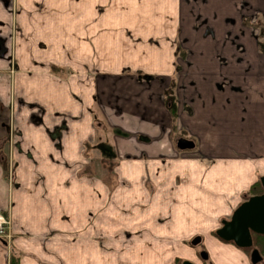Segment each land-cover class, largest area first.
Listing matches in <instances>:
<instances>
[{
    "label": "crops",
    "instance_id": "crops-1",
    "mask_svg": "<svg viewBox=\"0 0 264 264\" xmlns=\"http://www.w3.org/2000/svg\"><path fill=\"white\" fill-rule=\"evenodd\" d=\"M3 111L0 264H171L192 236L238 264L214 231L264 173V0H0Z\"/></svg>",
    "mask_w": 264,
    "mask_h": 264
},
{
    "label": "water",
    "instance_id": "water-1",
    "mask_svg": "<svg viewBox=\"0 0 264 264\" xmlns=\"http://www.w3.org/2000/svg\"><path fill=\"white\" fill-rule=\"evenodd\" d=\"M178 149H191L194 143L191 140L180 138L176 142ZM263 192L248 196L233 210L229 219H223L221 226L215 230V234L224 241L233 242L238 248H250L253 245L251 233L264 234V175L259 178ZM200 242V237L192 240L193 245ZM202 257L207 259L206 252ZM252 264L262 260L257 248H252L249 254ZM181 264H195L190 260H184Z\"/></svg>",
    "mask_w": 264,
    "mask_h": 264
},
{
    "label": "rangeland",
    "instance_id": "rangeland-1",
    "mask_svg": "<svg viewBox=\"0 0 264 264\" xmlns=\"http://www.w3.org/2000/svg\"><path fill=\"white\" fill-rule=\"evenodd\" d=\"M7 117V112L6 111H3V112H0V118L2 120H5ZM94 159H96L95 156H93ZM98 158H99V161L100 162H111L113 161V155H112V152H111V149H110V144L108 143H100V146H99V155H98ZM263 174L259 173L258 175H256V181L261 177L263 176ZM245 184V182H244ZM249 190V189H248ZM248 192V191H247ZM246 191H244V194L245 195L247 193ZM216 229V228H215ZM203 236H205V234H202ZM196 237V236H195ZM195 237H191L190 239V243L192 242V240L195 238ZM218 239V237H216ZM207 240L206 238L203 240V242L201 243L202 246H200L198 244V246H194L193 247H196L198 248L199 252H206L208 257L210 258V260L213 262V264H231L230 261H223L220 259V257L218 256L217 252H216V248L214 247H210V244H206V241ZM220 240V239H219ZM223 242V241H222ZM188 244L189 246L191 244ZM225 243V242H224ZM234 246V245H233ZM235 247V246H234ZM230 248H232V246H230ZM231 253H233V255L235 254L234 252L231 251ZM237 255V254H235ZM177 258L175 260H173L171 262V264H181L184 260H190L192 261L191 258L188 254H186V252H181L179 254H176L175 255ZM204 259V258H203ZM195 264H203V260H195L193 259ZM238 264H252L251 261H250V258H249V254L248 252L243 249V248H238Z\"/></svg>",
    "mask_w": 264,
    "mask_h": 264
},
{
    "label": "flooded vegetation",
    "instance_id": "flooded-vegetation-1",
    "mask_svg": "<svg viewBox=\"0 0 264 264\" xmlns=\"http://www.w3.org/2000/svg\"><path fill=\"white\" fill-rule=\"evenodd\" d=\"M259 180V179H258ZM263 192V191H262ZM261 192V193H262ZM258 194H260V193H258ZM253 195H255V194H253ZM248 196H251V195H243V197H242V200H241V202L242 201H244L245 199H247L248 198ZM240 202V203H241ZM239 203V204H240ZM238 206V205H237ZM232 214V213H231ZM231 214L228 216V217H225V218H223V219H229L230 218V216H231ZM223 219H221V221L223 220ZM221 221H220V224H219V226L218 227H220L221 226ZM217 229V228H216ZM215 229V230H216ZM251 235H252V242H253V245H252V247H250V248H243V249H248V254H250V251H251V249L252 248H257L258 250H259V248L257 247V246H255V243H254V236H256V235H261L260 237H261V239H263L264 240V234H258V233H254V232H252L251 233ZM214 236L215 237H218L216 234H215V231H214ZM197 237H199V236H196L195 238H197ZM195 238L193 239V240H195ZM220 239V241H223V242H225V243H231V244H234L233 242H228V241H224V240H222L221 238H219L218 237V240ZM192 244V243H191ZM200 246H202L201 245V242H199L198 243ZM198 244L197 245H194V246H198ZM193 245V244H192ZM235 245V244H234ZM236 246V245H235ZM236 248H237V250H238V247L236 246ZM259 252H260V254H261V256H262V260L260 261V262H258L257 264H264V253H262L260 250H259ZM205 253V252H204ZM203 253V254H204ZM207 254V253H206ZM208 256V255H207ZM196 260H203V264H213V262L210 260V258L209 257H207V259H203V257H202V251L201 252H199V250H198V248H196ZM192 261H194V260H192Z\"/></svg>",
    "mask_w": 264,
    "mask_h": 264
},
{
    "label": "trees",
    "instance_id": "trees-1",
    "mask_svg": "<svg viewBox=\"0 0 264 264\" xmlns=\"http://www.w3.org/2000/svg\"><path fill=\"white\" fill-rule=\"evenodd\" d=\"M167 101H169V96L167 97ZM170 111H171V114L172 116L175 118L176 117V109H175V106L173 104H171L170 106ZM263 191L262 187H261V184H260V181L257 180L256 182H254L248 192L245 194L246 196L247 195H253V194H258V193H261ZM261 235H256L254 236V243H255V246H257L259 248V250L264 253V240L261 239L260 237ZM248 251V249H245Z\"/></svg>",
    "mask_w": 264,
    "mask_h": 264
},
{
    "label": "built area",
    "instance_id": "built-area-1",
    "mask_svg": "<svg viewBox=\"0 0 264 264\" xmlns=\"http://www.w3.org/2000/svg\"><path fill=\"white\" fill-rule=\"evenodd\" d=\"M0 238L9 242L12 238L11 220L9 215L0 212Z\"/></svg>",
    "mask_w": 264,
    "mask_h": 264
}]
</instances>
